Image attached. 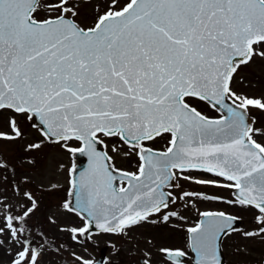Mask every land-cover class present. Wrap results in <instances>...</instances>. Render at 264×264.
Wrapping results in <instances>:
<instances>
[{"label":"snow or ice","instance_id":"6c2138e0","mask_svg":"<svg viewBox=\"0 0 264 264\" xmlns=\"http://www.w3.org/2000/svg\"><path fill=\"white\" fill-rule=\"evenodd\" d=\"M81 7V0H0V141L24 138L26 120L40 137L26 150L57 143L87 157L82 171L67 169L72 199L63 207L84 221L67 229L72 239L90 238L92 224L124 233L187 223L174 209L195 198L253 210L255 226L241 228L224 210L200 211L183 246L158 248L163 264H223L224 238L264 240V127L251 115L264 112V94L233 87L242 66L264 60V0H103L90 26L79 22ZM40 8L46 16L38 17ZM165 138L163 149L151 146ZM106 140L120 142L112 153L128 147L134 171L115 166ZM9 168L0 159V187L20 200L0 192V250L8 264H40L43 245L25 227L37 200ZM180 180L231 198L183 191ZM142 264H153L152 253Z\"/></svg>","mask_w":264,"mask_h":264},{"label":"rangeland","instance_id":"374dc122","mask_svg":"<svg viewBox=\"0 0 264 264\" xmlns=\"http://www.w3.org/2000/svg\"><path fill=\"white\" fill-rule=\"evenodd\" d=\"M82 7L79 22L82 26H90L96 15L97 7L103 8V0H81ZM47 13L43 8L39 9L38 17H44ZM241 80L243 82L241 83ZM233 87L240 92L249 95L264 94V60L259 58L253 60L246 66H242L233 83ZM205 114L215 115L206 104L192 101ZM257 120V127H264V112L252 110ZM9 115L5 113V116ZM7 131V125L4 124ZM21 127L25 130L24 138L13 142L0 141V159L10 166V179L27 181L24 190L32 191L37 200V208L27 218V234L33 238L36 246L43 245L44 254L40 258V264H78L73 253L84 259L93 261L99 252V248L106 246L109 264H142L140 258H144L146 252L152 253L153 264H163L158 253L161 246H183L185 239L181 233L187 226L194 223L200 211L224 210L242 217L241 228L251 229L253 223V210H244L239 207H229L216 201H204L193 198L187 208L184 201H178L174 210L185 216L187 223H179L173 220L171 225L144 223L125 230L124 233L111 234L98 232L88 236L79 237V241L72 239V234L67 230L73 226H83L84 221L74 213H69L64 207L65 190L68 184L67 169L71 166L72 155L63 150L60 144L48 143L39 150H26L28 143L40 139L29 122L22 121ZM167 138L158 139L153 147L163 148ZM109 152L114 157V163L121 168L135 166L137 158L125 155L129 151L127 146H120L119 153L111 152V145L118 144V140H106ZM73 146H78L74 144ZM13 169L15 174L12 175ZM192 176L203 177L204 174L193 172ZM183 191H200L207 195H222L231 198L226 190L197 185L189 181L180 180ZM175 193L180 188L173 190ZM9 202L15 204L20 196L13 194L11 189L4 191ZM148 227H147V226ZM135 232V233H134ZM149 241L151 243H149ZM7 247V242L5 243ZM233 248H236L234 250ZM59 249V250H58ZM224 252L228 264H264V240L245 239L242 235L233 234L224 238ZM11 257L6 251L0 250V264H8Z\"/></svg>","mask_w":264,"mask_h":264},{"label":"water","instance_id":"95a60500","mask_svg":"<svg viewBox=\"0 0 264 264\" xmlns=\"http://www.w3.org/2000/svg\"><path fill=\"white\" fill-rule=\"evenodd\" d=\"M76 159H77V164H76V166H77V168H78L79 170L82 171L83 168H84V163H85L87 157H86V156H83V155H80V154H76ZM71 199H72V198H70V200H71ZM72 206L75 207V204L73 203ZM77 211H79V209H77ZM90 231H98V229L95 227V224H92V225H91ZM101 262H102V253H101V255H100L98 261H97L96 263H94V264H101Z\"/></svg>","mask_w":264,"mask_h":264},{"label":"flooded vegetation","instance_id":"af4514ba","mask_svg":"<svg viewBox=\"0 0 264 264\" xmlns=\"http://www.w3.org/2000/svg\"><path fill=\"white\" fill-rule=\"evenodd\" d=\"M136 165H137V161L135 160V166L134 167L131 166L130 169H135Z\"/></svg>","mask_w":264,"mask_h":264}]
</instances>
